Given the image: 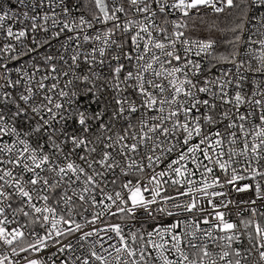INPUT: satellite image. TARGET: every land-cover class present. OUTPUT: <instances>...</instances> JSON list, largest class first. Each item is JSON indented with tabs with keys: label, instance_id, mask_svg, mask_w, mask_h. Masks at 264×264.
Masks as SVG:
<instances>
[{
	"label": "snow or ice",
	"instance_id": "6c2138e0",
	"mask_svg": "<svg viewBox=\"0 0 264 264\" xmlns=\"http://www.w3.org/2000/svg\"><path fill=\"white\" fill-rule=\"evenodd\" d=\"M128 4L135 6L137 13L148 14V22L126 19L121 28L118 13L127 16L125 8L113 4L109 9L105 0H95L98 14H93L91 20L83 15L74 17L76 9L70 10L64 0H58L56 5L62 7V19L54 10L31 18L33 32L38 19L43 21L40 30L47 32L45 25L51 19L52 27H59L52 39L65 31L74 33L63 44L67 53L70 42H74L71 63L60 74L67 77L63 87L60 76H52L55 83L46 84L48 75L36 80L39 68L29 72L23 65L15 69L16 79H12L7 64L0 62V244L11 249L10 254L0 255V264H21L10 255L19 257L29 250L36 253L52 247L56 253L72 252V242L64 240L77 233H81L77 243L100 237L89 243L83 256H76L79 264H110L113 252L116 264H264V88L254 79L251 95L243 90L247 77L241 74L245 61L237 60L239 52L213 57L235 65V81L229 69L214 80L205 78L198 86L193 78L200 76L202 65L189 55L195 50L197 57H211L213 41H181L184 33L178 29L185 25L175 21L174 40H154L151 29L156 28L158 33L165 30L152 22L156 11L152 10L151 0H128ZM44 5L45 0H40L39 7ZM155 6L162 14L170 8L187 17L190 10L201 6L220 13L234 4L233 0H174L169 6L166 0H155ZM48 7L54 8L52 0H48ZM252 8H264V0H251L250 4L245 0V18ZM13 15L5 8L0 13V28ZM27 15L24 13L26 19ZM109 22L112 27L89 34L95 24L107 26ZM258 22L264 27V14ZM132 27L137 28L131 36L134 57L122 51L125 42L116 39L117 31L127 34ZM231 30L235 32L236 28ZM81 34L84 43L100 45L84 53L88 70L83 73L77 71ZM25 35V30H5L6 39L19 41ZM239 39L235 37L236 42ZM141 41L143 52L139 51ZM43 43L49 41L45 39ZM177 43L183 44V57ZM250 43L260 46L259 54L252 57L257 65L253 68L249 61L244 70L264 75V39H250ZM113 47L116 52L111 59L117 64L111 74L94 71L97 64L105 63L106 53ZM153 48L160 54L153 52L145 60ZM14 51L13 45L5 43L0 48L2 59L17 60V56L9 55ZM122 57L136 61L134 71H127L123 78ZM59 58L63 60L64 54ZM53 59L52 54L45 55V65ZM51 71H56L55 65H51ZM147 75L155 80L146 79ZM233 85L235 91L230 95ZM223 105L230 107L218 111ZM244 105L248 110L241 113ZM218 125H223V130ZM217 168L223 177L215 175ZM197 171L202 177L199 183L191 179ZM245 180L252 183H239ZM165 185L176 194L161 195ZM233 193H249L247 200L238 202L248 205L244 211L250 212L248 219L240 221L243 232L236 231L237 225L226 219L228 213L218 210L237 203L230 198ZM209 197L221 198L219 203L207 199L214 213L211 219L216 221L212 228L223 234L219 237L213 236L211 229L201 230L196 222L195 213L206 211L201 204ZM184 213L192 215L181 219ZM77 216L83 223L77 221ZM105 217L121 222L112 223ZM161 217L175 220L164 223ZM98 220L106 226L95 228ZM150 220L153 225L149 230L146 225ZM202 223L209 224V217L204 216ZM37 225L45 229L44 235L35 231ZM86 225L93 227L83 231ZM249 228L254 229V235ZM199 232L202 235L198 237ZM109 233L114 234L117 243L105 248V237L113 239ZM198 239L202 243L197 244ZM205 239L221 241L218 256L208 251ZM97 246L102 251L98 252ZM186 249L198 251L190 259ZM254 252L258 260L253 259ZM56 253L49 257L51 264H55ZM23 264L46 262L26 256ZM60 264L71 262L62 260Z\"/></svg>",
	"mask_w": 264,
	"mask_h": 264
},
{
	"label": "built area",
	"instance_id": "2783aa9c",
	"mask_svg": "<svg viewBox=\"0 0 264 264\" xmlns=\"http://www.w3.org/2000/svg\"><path fill=\"white\" fill-rule=\"evenodd\" d=\"M237 1L239 0H233V4H235ZM241 1V0H240ZM245 3V0H243ZM65 4L67 5V7L71 10L73 8L76 9V11L72 12V15L74 17H80V16H84L86 19L91 20L92 19V15L93 14H89L87 13L79 4L78 0H64ZM145 2H149V0H145ZM167 4L170 6L174 0H166ZM247 2L250 4L251 0H247ZM52 3L54 5V8H49L48 7V0H45V5L43 8L39 7L40 4V0H0V13L3 12V10L5 8H7L9 10V14L13 15L12 19H6L3 22V28H0V48L4 47L5 43L11 44L14 46L15 51L13 53H10L9 55H15L18 57L17 60L15 61H11V60H3L2 58L4 57V53L0 52V62H4L7 64V67L11 73L12 79H16V73H15V69L19 68L21 65H23L29 72H33L36 70V68H39V72L36 75V80H39L42 76L48 75L49 79L47 81H45L46 84H51V83H55V81H53L51 79L52 76H60V86L63 87V83L64 80L67 79V77H64L62 75H60L63 71H66L68 69V65L71 63L70 60V55L72 52V47H74V42H70V47L68 49L67 53H64V49H63V44L67 41L68 36L70 35H74V33H67L66 31L64 33H61L56 39H52V33L54 31L59 32V27L57 28H53L52 27V22L51 19L47 22V24L45 25L48 28L47 32H43L40 30L39 25L43 23L42 20L38 19L37 20V29L35 30V32L32 31V17L36 16V17H41L43 16L44 13H51L53 10L60 14L59 18H63L62 17V7L61 6H56L58 4V0H52ZM36 5L35 9L33 8V5ZM107 4L109 6V9H111V7L113 6V4H121L123 5V7L126 10L127 16H125L123 13H118L119 16V21H117L118 23L121 24V28L123 27V23L125 22L126 19H133L137 22H144L147 23L148 21L145 20V16L148 14H144V13H137L135 11V6H130L128 4V0H108ZM151 4H152V10L156 11V16L152 17V22L160 29H164L165 32H157L156 28L151 29L152 31V36L154 38V40H159L161 42L164 43H168V41L174 40L175 37L172 36V33L174 31L173 28V22H177V23H181L183 24V20L184 18H186L185 16H182V14L180 13L179 10H172V9H168L166 10L165 13H160L159 10L156 8L155 6V0H151ZM229 8L228 7H224V10L220 13H216L214 12L211 8H207V7H199L198 9H192L189 11V16H193L196 14H208V15H221L223 13H225V11H227ZM24 13H27V19L24 16ZM98 14V13H95ZM264 14V8H252L251 10L248 11V16L245 20V24H244V28L242 30V34L238 43V51L239 55L237 56V60H243L245 61V65H244V69H246L248 67V62H251V65L253 68L256 67L257 65V61L255 59H253L252 57L254 55H258L259 54V44L258 43H250V39L251 41H259L261 39H264V27H261V25L258 22V18ZM11 27L13 32H18L20 30H25L26 31V35L25 37L21 38V40L16 41L14 39H6L5 36V30ZM104 27H112V22H109V24L107 26L105 25H101V24H95L93 29H89L88 32L90 35H95L96 30L99 29H103ZM137 28L136 27H132L130 29V31L127 34H124L122 31H117L116 32V39L118 41H124V47L122 49V51L124 52H130L133 57L135 56V52L132 51V43H131V36L136 33ZM178 31H181L184 33V35L182 37H180V40L183 41L184 39H188V40H196V41H204V40H197V39H192L189 38L186 34L185 31L183 30V27L178 29ZM141 35H146L144 33H141ZM165 35H167L168 39L165 40ZM35 39L36 43L33 42V40ZM47 39L49 41L48 44H44L43 41ZM81 57H80V67L79 69H77L78 72H86L88 70V65L85 64L84 61V53L85 52H91L92 48L95 47H99L100 45L96 44L95 42H88V43H84L83 42V36L81 34ZM37 44H40V47L37 49ZM176 48L179 49V54L183 57L185 55L184 51H183V44L182 43H177L176 44ZM30 49H37L36 51H29ZM250 49L256 50V51H250ZM139 51L143 52V41L140 42V46H139ZM212 51V56H213V52H214V47L211 50ZM116 52L115 47H113L108 53H106V56L104 58L105 63L103 65L97 64L95 66V68L93 69L94 71L97 72H102L105 75H110L111 71H112V67H114L117 64V61L112 60L111 56L112 54ZM156 53L157 55L160 54V50L159 49H150V52L148 53V55L145 57V60L150 59L152 53ZM195 50H193V53L189 55V58L192 59L195 62H199L202 65V72L200 73V76L198 78L194 77V81H198V86L200 84H202L203 80L205 78H209V79H216L217 77L221 76L222 71H228L229 69L231 70L230 72V77L235 81V76H236V67L235 65L232 64H226L223 66H215L212 67V63H211V57H206L205 55H201L200 57L195 56L194 54ZM47 54H52L54 56V59L50 62L49 65H45L44 63V57ZM61 54H64V59L61 60L59 58V56ZM97 59H99V54L97 53ZM161 59H166L165 57H161ZM65 60H67V64L65 63ZM120 63H122L124 65V69L121 73V78H123V75L129 71L132 70L134 71L133 65L136 64V61L133 59L132 62H129L126 59H123V57L121 58ZM176 62L173 61V64H175ZM51 65H55L56 67V71L53 72L51 71ZM157 69H159L160 65L156 64L154 65ZM211 68V71H209L208 69ZM244 69H241V74L244 75L245 77H247V79L245 81H243L244 83V91L246 92L247 95H251L252 92V82L255 79L257 83L260 84L261 88H264V75H261L260 73H255L253 74L252 72H247ZM2 71V70H0ZM146 79H153L155 80L154 76L151 75H147ZM159 82V81H157ZM0 83H3V81H0ZM165 86H167V81H164ZM235 91L234 85L232 86V88L230 89V95L233 94ZM203 95V94H202ZM217 103L219 104L220 101L217 100ZM230 106L228 105H223L221 109H218V111L222 110L223 108H229ZM248 110V106L244 105L241 107L240 112L244 113ZM235 110L233 109V114H234ZM234 118V116H233ZM182 119V117H181ZM225 124L227 123V121L224 122ZM237 123H239V121H237ZM218 127L221 128V130H223V125H218ZM174 158V156L172 157ZM202 159V156H201ZM206 163V162H205ZM161 167H163V165H161ZM188 167L191 169L192 165L189 163ZM159 170V169H158ZM202 171V169L200 170ZM215 175L217 176H221L223 177V173L220 172V170L217 168L215 170ZM165 179H167V177H165ZM191 179L197 181L199 183V181L202 179L200 172L197 171L196 174L194 176L191 177ZM241 184L244 183H252V181L250 180H245V181H241L239 182ZM166 191H163L161 193V195H175V191L172 187H170L169 185H165L164 186ZM211 191V190H210ZM147 195V194H146ZM249 196V193H233L232 196L230 197L232 200L236 201V204L233 205H229V208L224 209V208H220L218 209L219 211H224L226 213H228V215H226V219L229 220L230 222H233L237 225L236 231H240L243 232V226L240 224L241 219H248V217L250 216V212L248 211H244V209L248 208V205L243 204V203H238L240 200H247ZM183 199V198H181ZM207 199H214L216 203H219V200L221 199L220 197H209L206 198L202 201L201 206L203 208L206 209L205 212H197L195 213L197 220L196 222L200 224V228L201 230H208L211 229L213 236L215 237H219L220 235H223L222 233H220L219 231H217L216 229L212 228V224H215L216 221L211 219V216L214 215L213 213V209L212 207L207 203ZM89 217H90V213H88ZM192 214L189 213H184L181 216V219H184L187 216H190ZM204 216H208L210 219V223L209 224H204L202 223V219ZM78 222L83 223V221H80L79 216L76 217ZM161 219L164 223H167L169 221H174L175 217L172 218H168V217H161L159 218ZM104 220H110L112 223H120L121 221L115 217H105ZM23 222V220H22ZM261 223L262 225H264V219H261ZM153 225V221H148L146 227L150 230V228ZM15 225H12L10 227H14ZM105 223L103 222V220H98L96 222V225L94 226L95 228L99 229V228H103L105 227ZM50 227V225H49ZM93 226L91 225H86L83 229V231H90L92 229ZM35 231L41 235L45 234V229L41 228L39 225L35 226ZM125 233H127L128 229L125 228L124 229ZM248 231H252L253 235H254V229L249 228ZM81 233H77L76 237H68L66 240H64V243H68L69 241L72 242L73 244V249L74 251L69 252L68 250H66L63 254L60 253H56V249L52 248V247H48L46 249H43L40 252H32V250H29V252L27 253H20L19 257H12L10 255L11 259L14 260H21V264H23V257H36L39 258L41 260H44L46 262V264H51V261L49 260V257L52 256L53 253H56V255L53 257V259L55 260V264H60V262L62 260H67L70 261L71 264H79L78 261H76V256L77 255H81L83 256L88 249L89 243H91L92 240H98L100 237L96 236V237H90L87 238V242L85 241H81L79 243H77V237L80 235ZM109 235L113 236L112 240H107V237H105L106 242L104 243V247L107 248L109 244H113V243H117L114 234L109 233ZM202 232L197 233V236H201ZM100 236H104V233H100ZM26 239H31L26 238ZM203 242L207 243L208 245V251L214 255L218 256V253L221 251V248L219 247L221 241H219L218 239L215 241V243H213L212 240H208L205 239ZM130 243V241H129ZM197 244L202 243L201 240H197L196 241ZM247 242L245 241V244ZM238 245L234 244L233 247H237ZM98 252L102 251L101 248L99 246H97L96 249ZM11 249L4 246L3 244H0V255H3L5 252H8L10 254ZM109 251H112L111 249H109ZM186 251L189 252V258L192 259V253L193 252H197L198 250L196 249H186ZM114 256L115 253L113 252V256L109 257L110 260V264H116L115 260H114ZM170 258H175V257H171ZM232 257H229V259H231ZM253 259L258 260V253H253ZM93 264H98V262H93ZM218 264H224V262L222 261H218Z\"/></svg>",
	"mask_w": 264,
	"mask_h": 264
},
{
	"label": "trees",
	"instance_id": "16d2710c",
	"mask_svg": "<svg viewBox=\"0 0 264 264\" xmlns=\"http://www.w3.org/2000/svg\"><path fill=\"white\" fill-rule=\"evenodd\" d=\"M80 6L89 14L97 13L95 0H78ZM108 0H106L107 3ZM245 3L239 0L234 7L229 8L221 15L196 14L184 18L183 30L192 39L211 40L214 43V52L211 63L215 66H223L228 63L218 62L213 57L229 56L238 51V42L235 37H241L245 24ZM242 24V28L237 25ZM236 28L233 32L231 29ZM240 40V39H239Z\"/></svg>",
	"mask_w": 264,
	"mask_h": 264
},
{
	"label": "rangeland",
	"instance_id": "374dc122",
	"mask_svg": "<svg viewBox=\"0 0 264 264\" xmlns=\"http://www.w3.org/2000/svg\"><path fill=\"white\" fill-rule=\"evenodd\" d=\"M105 2H106V0H105ZM96 11H97V13H98V10L96 9Z\"/></svg>",
	"mask_w": 264,
	"mask_h": 264
}]
</instances>
